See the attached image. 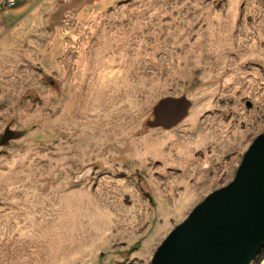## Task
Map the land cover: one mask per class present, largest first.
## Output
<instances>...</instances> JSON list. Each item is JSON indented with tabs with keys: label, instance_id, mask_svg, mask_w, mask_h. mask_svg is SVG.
Wrapping results in <instances>:
<instances>
[{
	"label": "rangeland",
	"instance_id": "374dc122",
	"mask_svg": "<svg viewBox=\"0 0 264 264\" xmlns=\"http://www.w3.org/2000/svg\"><path fill=\"white\" fill-rule=\"evenodd\" d=\"M182 95L181 121L146 125ZM6 126L21 135L0 146V264H150L264 132V0H100L14 32Z\"/></svg>",
	"mask_w": 264,
	"mask_h": 264
},
{
	"label": "water",
	"instance_id": "95a60500",
	"mask_svg": "<svg viewBox=\"0 0 264 264\" xmlns=\"http://www.w3.org/2000/svg\"><path fill=\"white\" fill-rule=\"evenodd\" d=\"M190 105L184 95L163 97L146 125L170 128L187 115ZM20 135V130L6 126L0 146ZM263 248L264 132L251 141L234 177L213 189L169 231L150 264H251Z\"/></svg>",
	"mask_w": 264,
	"mask_h": 264
},
{
	"label": "crops",
	"instance_id": "0c3cea01",
	"mask_svg": "<svg viewBox=\"0 0 264 264\" xmlns=\"http://www.w3.org/2000/svg\"><path fill=\"white\" fill-rule=\"evenodd\" d=\"M100 0H13L11 6L0 0V47L4 37L29 31L42 24L57 31L68 17L78 20L91 12Z\"/></svg>",
	"mask_w": 264,
	"mask_h": 264
},
{
	"label": "built area",
	"instance_id": "2783aa9c",
	"mask_svg": "<svg viewBox=\"0 0 264 264\" xmlns=\"http://www.w3.org/2000/svg\"><path fill=\"white\" fill-rule=\"evenodd\" d=\"M4 5H6L7 7L11 6L13 3V0H3Z\"/></svg>",
	"mask_w": 264,
	"mask_h": 264
}]
</instances>
